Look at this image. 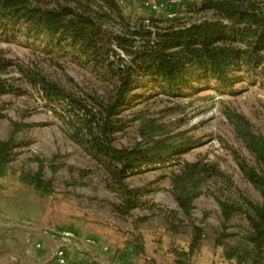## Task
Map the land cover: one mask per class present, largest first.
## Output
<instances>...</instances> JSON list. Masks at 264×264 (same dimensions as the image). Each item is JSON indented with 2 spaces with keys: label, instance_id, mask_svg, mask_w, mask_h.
<instances>
[{
  "label": "trees",
  "instance_id": "16d2710c",
  "mask_svg": "<svg viewBox=\"0 0 264 264\" xmlns=\"http://www.w3.org/2000/svg\"><path fill=\"white\" fill-rule=\"evenodd\" d=\"M184 1L185 11L194 20L162 12L127 13L121 0H0V32L4 38L21 37L51 53L64 54L90 68L109 87L103 97L79 95L41 72L6 58L0 50V98L24 94L18 81L35 90L66 126L68 137L106 174L107 187L121 198L115 209L124 218L145 206L142 199L148 193L131 189L126 180L142 174L146 167L169 162L194 144L190 140L178 142L177 137L158 139L164 126L148 121L141 131L143 142L119 148L115 136L126 132L134 122L126 117V111L154 96L194 95L199 90L197 85L211 82L219 91H232L244 78L264 86V0ZM13 70L21 79L8 78ZM229 119L256 159V166H250L235 154L243 175L260 192L262 202L217 199L225 222L241 213L250 227L245 237L247 245L228 247L224 258L237 264H261L264 139L252 132L244 116L234 114ZM13 126L14 133L26 127L14 122ZM12 149V141L0 143V179L7 176ZM20 179L42 195L52 192L51 183L43 181L41 173ZM212 182L232 186L218 164L206 160L183 162L171 177L172 196L192 229L189 250L178 255L177 264H184L181 257L192 258L205 240L204 230L193 222L194 201ZM171 214L176 218V213ZM170 230L177 231L172 222ZM226 236L223 233L216 239L217 248L224 246ZM126 249L145 252L144 246L135 241L126 243Z\"/></svg>",
  "mask_w": 264,
  "mask_h": 264
},
{
  "label": "rangeland",
  "instance_id": "374dc122",
  "mask_svg": "<svg viewBox=\"0 0 264 264\" xmlns=\"http://www.w3.org/2000/svg\"><path fill=\"white\" fill-rule=\"evenodd\" d=\"M186 6L183 0L171 8L168 0L162 13L194 20L195 17L185 11ZM126 10L146 15L138 7ZM0 50L6 58L41 72L79 95L103 97L109 88L90 68L64 54L46 51L41 44H29L24 38L7 40L0 32ZM10 77L21 79L17 70H13ZM16 84L24 94L0 98V113L4 116L0 119V143L13 142L9 171L0 179V214L9 224L22 227L25 235L14 253L0 255V264H33L32 256H24L23 244L28 246L27 240L32 242L36 234L55 235L56 240L63 231L73 227L91 231L92 237L75 234L87 246L90 245L85 243L86 239H94L100 246L103 236L107 237L109 245L125 249L126 243L135 241L145 248L143 254L134 252L138 264H177L178 255L189 250L192 229L172 196L171 177L179 171L181 163L198 160L218 164L230 177L232 186L212 182L194 201L193 222L204 230L205 240L192 258L181 257L180 261L184 264H237L226 260L224 251L230 246L247 245L249 223L241 213L225 222L217 199L262 202L260 192L243 175L235 154L250 166H256V159L229 119L234 114L244 116L252 132L264 139V86L260 82L244 78L232 91H219L215 83H206L197 85L199 90L194 95L154 96L125 112L134 122L126 132L115 136V145L119 148H131L143 142L141 131L148 121L164 126L158 139L177 137L178 142L194 143L184 154L165 164L146 167L142 174L126 180L131 189L148 192L142 199L145 206L126 218L115 209L121 198L107 187L103 170L68 137L66 126L45 106L35 90L24 81ZM13 122L26 127L14 133ZM37 173H41L43 181L51 183L50 194L42 195L20 179ZM172 212L177 214L176 218ZM170 222L177 231L170 230ZM223 233L227 235L222 240L224 246L217 248L215 241ZM37 245L45 248L44 243L34 241L30 247L36 255L40 251Z\"/></svg>",
  "mask_w": 264,
  "mask_h": 264
},
{
  "label": "crops",
  "instance_id": "0c3cea01",
  "mask_svg": "<svg viewBox=\"0 0 264 264\" xmlns=\"http://www.w3.org/2000/svg\"><path fill=\"white\" fill-rule=\"evenodd\" d=\"M127 9H132L138 7L142 14H147L150 10L146 7V3L151 0H121ZM168 0H159V4L165 9V4ZM175 4L170 3L171 8ZM163 9V10H164ZM168 10V7H166ZM172 14V13H170ZM173 16V15H172ZM72 231L79 237H92L91 231L89 229L73 227L68 229ZM29 233L28 231H26ZM25 235L24 229L15 227L14 224H9V220H4L3 215L0 214V255L7 253L8 256L14 253L17 245L21 243L22 237ZM52 235V234H51ZM55 236V235H54ZM54 236H48L45 234H36L32 238V242H28V246H24V256H32L33 264H58L53 259V253L59 245L58 239H54ZM29 237V234H28ZM107 237L103 236L101 239L100 246L92 247L84 245L81 251L71 249L67 252V260L70 264H138L139 259L136 254L128 249L123 248V246H111L107 243ZM35 242H40L45 244V248H40L37 255L31 250L32 244ZM103 247L108 250L103 251Z\"/></svg>",
  "mask_w": 264,
  "mask_h": 264
},
{
  "label": "built area",
  "instance_id": "2783aa9c",
  "mask_svg": "<svg viewBox=\"0 0 264 264\" xmlns=\"http://www.w3.org/2000/svg\"><path fill=\"white\" fill-rule=\"evenodd\" d=\"M172 4L180 3L182 0H169ZM146 7L155 13H161L164 9L162 5L159 4V0H151L146 3ZM59 245L53 253V259L58 264H70L67 260V252L71 249L77 251L82 250V246L85 245L75 234L71 231H63L58 237ZM85 243L90 246H97L98 242L94 239H86ZM83 244V245H82ZM38 248H41L40 245H37ZM108 249L105 248L104 251Z\"/></svg>",
  "mask_w": 264,
  "mask_h": 264
}]
</instances>
